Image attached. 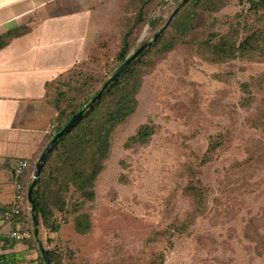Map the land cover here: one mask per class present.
<instances>
[{
    "label": "rangeland",
    "instance_id": "374dc122",
    "mask_svg": "<svg viewBox=\"0 0 264 264\" xmlns=\"http://www.w3.org/2000/svg\"><path fill=\"white\" fill-rule=\"evenodd\" d=\"M248 1L221 0L211 12L196 0H116L93 54L47 86L49 99L65 109L85 99L84 105L112 75L130 27L128 55L185 3L196 11V22L184 32L183 25L176 32L171 26L168 34L181 32L180 41L143 67L134 111L111 133L93 199L65 185L66 205L49 215L58 228L46 226L36 212V238L26 202L21 215L0 219L10 223V232H31L20 242L31 240L39 252L40 240L58 264H150L160 254L163 264H264V54L205 58L199 46L212 33V43L221 35L238 43L264 33V8L254 11ZM141 5L143 21L135 24ZM141 126L151 131L147 141L125 146ZM60 167L57 158L46 167L50 190L63 182L55 180ZM190 185L205 191L198 213ZM83 215L89 229L77 233L74 219Z\"/></svg>",
    "mask_w": 264,
    "mask_h": 264
},
{
    "label": "crops",
    "instance_id": "0c3cea01",
    "mask_svg": "<svg viewBox=\"0 0 264 264\" xmlns=\"http://www.w3.org/2000/svg\"><path fill=\"white\" fill-rule=\"evenodd\" d=\"M115 2L0 0V204L12 199L15 162L36 161L46 144L56 115L46 84L93 54ZM10 227L0 221V254L15 264H38L32 246L1 240Z\"/></svg>",
    "mask_w": 264,
    "mask_h": 264
},
{
    "label": "trees",
    "instance_id": "16d2710c",
    "mask_svg": "<svg viewBox=\"0 0 264 264\" xmlns=\"http://www.w3.org/2000/svg\"><path fill=\"white\" fill-rule=\"evenodd\" d=\"M248 2L250 4L249 8H252L254 11L259 8H264V1L257 2L255 0H250ZM220 3L221 0H196L198 8L211 12L216 11ZM186 4L187 3H185L181 7L182 9L180 8L173 15L166 26L164 34L158 36L154 42L130 62L118 79L110 83L101 93L100 97L84 111L81 119L55 142L51 151L46 156L36 180V184L32 190L36 211L39 213V217L43 220L46 226H49L53 230L58 228V224L49 222V218L53 215L55 209L61 210L62 207L66 205L64 198L61 196V192L65 185L72 184L76 186V190L80 192L82 196L86 197V199H93L94 182L100 171L103 169V161L107 158L109 153L111 133L118 124L123 122L134 111L136 104L134 93L140 85L143 67L150 60L152 55L161 54L171 50L172 47L182 38V35H180L181 32L188 31L191 28V24L196 22V11L189 7H184ZM142 21L143 10L141 5L135 13L134 23L137 24ZM180 25H183L184 27L178 35L174 32L173 34H168L170 33V30L168 29L171 26L172 28H175L176 32ZM131 30L132 28L130 27L122 35L121 46L116 54L118 66L128 55ZM214 35L215 34L212 33L209 39L202 41L199 45L203 50V56L205 58H210L214 55L217 57L219 56V58H234L236 56L246 55L260 57L264 54V49L262 47L264 44V33L262 32L255 31L247 35L238 43H236L231 37L225 35L219 36L217 42L212 43L211 39ZM3 43L5 42L0 43V46ZM98 46L99 43H97L96 47ZM52 81L46 84V97L50 104L56 109V115L51 122L49 132L46 136V142H48L51 137L63 127L68 119L82 107L85 101L84 99L70 109H65L47 96V86ZM97 91H95L93 95H95ZM150 134L151 131L147 127L141 126L133 135L127 138L125 146L143 144L147 141ZM54 158H57L61 162V167L56 171L55 180L56 182L59 180L63 181L56 186V191H53L52 189L50 190V183L46 181L44 177L48 163ZM34 161L35 158L29 162V168L19 176V180L25 188L30 184V169L34 164ZM66 166L69 168L70 175L65 178L64 174ZM186 190L193 203V211L195 213L200 212L204 202L205 191L193 185L188 186ZM55 194L58 195L61 206L57 205V200L55 201V197L53 196ZM25 203L26 200H24L23 204L20 206L18 214L11 213L8 218L21 215ZM50 207L53 209L51 210ZM9 208V204H0L1 220L6 219L5 212L9 211ZM74 228L77 233H85L89 229L88 216L83 215L76 217L74 219ZM1 240L6 244L10 243L11 246L15 243L13 242L14 240L9 238V235L1 237ZM27 244L29 246L34 245L31 240L28 241ZM4 248L5 247H3V249ZM47 253L52 259V264H58L53 257V253L49 250H47ZM157 259V261L155 260L150 264H163V254L158 255ZM16 261V258H11L6 254H0V264H15ZM37 263H44L38 251Z\"/></svg>",
    "mask_w": 264,
    "mask_h": 264
},
{
    "label": "water",
    "instance_id": "95a60500",
    "mask_svg": "<svg viewBox=\"0 0 264 264\" xmlns=\"http://www.w3.org/2000/svg\"><path fill=\"white\" fill-rule=\"evenodd\" d=\"M186 1L187 0H182V3L186 2ZM168 21H169V19H168ZM168 21L164 24L162 29H164V27L167 25ZM162 29L160 31L154 33V35L152 36L151 39L142 43L139 47H137V49H135L128 56H126L125 59L120 63V65L112 73V75L108 79H106V81H104V83L101 85V87L99 88L97 93L95 95H93L88 102H86L84 105H82V107L68 119V121L63 125V127L59 131H57L51 137V139L48 142H46L45 146L41 150L40 154L38 155L36 161L33 164V168L31 171L30 184L26 188V200L31 205L33 235L35 238L38 235V229H37L38 219H37V214H36V212H37L36 211V205H35V202H34V199L32 196V190L36 184V180L39 176L40 170H41L42 165L46 159V156L51 151L55 142L63 134L67 133L73 127V125H75L81 119L84 111L86 109H88L100 97L101 93L108 87V85L110 83H112L113 81H115L120 76V74L125 70V68L130 64V62L132 60H134L147 46H149L152 42H154L157 39V37L160 35ZM37 246H38V250H39L40 256H41L44 264H51L50 257L47 253V250L44 249L42 243L38 239H37Z\"/></svg>",
    "mask_w": 264,
    "mask_h": 264
},
{
    "label": "built area",
    "instance_id": "2783aa9c",
    "mask_svg": "<svg viewBox=\"0 0 264 264\" xmlns=\"http://www.w3.org/2000/svg\"><path fill=\"white\" fill-rule=\"evenodd\" d=\"M29 162L26 159H18L12 169V177H13V195L12 199L9 203L10 208L9 211L5 212V218H8L10 214H18L20 206L23 204V201L26 200V188L23 187L21 181L19 180V176L29 168ZM31 179V173H30ZM27 202V200H26ZM10 238L14 241H21L27 238H30L31 232L25 229L14 230L10 233Z\"/></svg>",
    "mask_w": 264,
    "mask_h": 264
},
{
    "label": "bare ground",
    "instance_id": "6f19581e",
    "mask_svg": "<svg viewBox=\"0 0 264 264\" xmlns=\"http://www.w3.org/2000/svg\"><path fill=\"white\" fill-rule=\"evenodd\" d=\"M148 33V32H147Z\"/></svg>",
    "mask_w": 264,
    "mask_h": 264
}]
</instances>
